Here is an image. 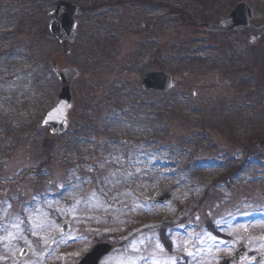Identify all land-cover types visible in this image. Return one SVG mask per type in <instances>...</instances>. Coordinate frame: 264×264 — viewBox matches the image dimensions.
<instances>
[{
	"label": "rangeland",
	"instance_id": "374dc122",
	"mask_svg": "<svg viewBox=\"0 0 264 264\" xmlns=\"http://www.w3.org/2000/svg\"><path fill=\"white\" fill-rule=\"evenodd\" d=\"M66 1L89 11L65 50L47 32L55 0H0V264H44L43 248L48 264H80L99 243L116 246L100 264H173L159 237L165 226L166 236L177 231V255L191 243L198 258L204 242L264 253V45L254 51L245 37L200 27L242 2L264 11V0ZM53 61L81 71L70 128L56 138L40 125L60 91ZM160 62L178 81L166 96L146 92L139 76ZM223 123L226 134L211 130ZM43 142L52 143L46 158ZM231 166L242 170L225 184L233 192L215 186ZM214 189L229 199L221 213ZM165 194L173 202L158 205ZM210 220L230 241L209 232Z\"/></svg>",
	"mask_w": 264,
	"mask_h": 264
},
{
	"label": "water",
	"instance_id": "95a60500",
	"mask_svg": "<svg viewBox=\"0 0 264 264\" xmlns=\"http://www.w3.org/2000/svg\"><path fill=\"white\" fill-rule=\"evenodd\" d=\"M244 12L246 13L248 10L246 8L238 9L231 15L229 21L222 22L221 26L206 27L210 31L226 32L228 25L235 22L237 25L235 29L251 34L254 41L264 33V29L261 31L249 29L248 21L250 18H245ZM80 14L81 10L77 7L58 0L57 9L51 14L54 17V20L50 23L51 33L55 35L61 43H74L77 37V22L74 20V17L79 16ZM53 70L62 83V88L58 96V106L47 115L43 124L44 126H49L51 132L55 134L64 132L68 126V113L73 108L71 86L72 83L79 78L80 74L76 69L71 68L60 71L56 65L53 66ZM142 78L143 84L148 91L168 92L176 86V83L172 81L171 77L164 73L142 75ZM261 146L264 147V142ZM162 201L165 202L166 198ZM105 252H107L105 247L97 248L94 253L83 262V264H97ZM255 262L257 264L264 263V256H259ZM227 263L228 261L223 264Z\"/></svg>",
	"mask_w": 264,
	"mask_h": 264
},
{
	"label": "flooded vegetation",
	"instance_id": "af4514ba",
	"mask_svg": "<svg viewBox=\"0 0 264 264\" xmlns=\"http://www.w3.org/2000/svg\"><path fill=\"white\" fill-rule=\"evenodd\" d=\"M259 8L261 9V5H259ZM253 10H255L258 14H259V18L257 20H252L250 23L251 25L256 28V29H261L262 27H264V11H260L258 8H252ZM232 35V34H230ZM233 35H237L235 33H233ZM145 38H148V31H145L144 34ZM242 37H245L246 39H248V37L246 35H241ZM264 43V35L260 38V40L255 44L256 50L260 49V47H263ZM230 256H226L225 258H229Z\"/></svg>",
	"mask_w": 264,
	"mask_h": 264
},
{
	"label": "trees",
	"instance_id": "16d2710c",
	"mask_svg": "<svg viewBox=\"0 0 264 264\" xmlns=\"http://www.w3.org/2000/svg\"><path fill=\"white\" fill-rule=\"evenodd\" d=\"M174 103H175V102H170V101H169V106L172 107V108H174V109H177L176 106H172V104H174ZM170 113H171V112H170ZM44 147H48V144L45 143ZM234 172H235L234 169L231 170V171L228 173V176H232V175H234ZM224 178H225V177H224ZM226 178H227V176H226ZM226 178H225V179H226Z\"/></svg>",
	"mask_w": 264,
	"mask_h": 264
},
{
	"label": "snow or ice",
	"instance_id": "6c2138e0",
	"mask_svg": "<svg viewBox=\"0 0 264 264\" xmlns=\"http://www.w3.org/2000/svg\"><path fill=\"white\" fill-rule=\"evenodd\" d=\"M191 254V253H190Z\"/></svg>",
	"mask_w": 264,
	"mask_h": 264
}]
</instances>
